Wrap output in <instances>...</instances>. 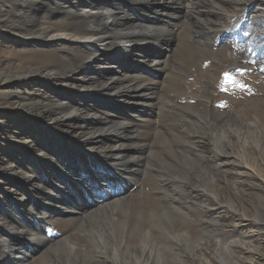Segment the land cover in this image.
<instances>
[{
	"label": "bare ground",
	"instance_id": "obj_1",
	"mask_svg": "<svg viewBox=\"0 0 264 264\" xmlns=\"http://www.w3.org/2000/svg\"><path fill=\"white\" fill-rule=\"evenodd\" d=\"M52 1L48 14L55 16L58 4ZM93 1L89 5L80 0L77 9L73 0L71 6L64 3L65 18L78 29L65 26L62 33H55L48 23L45 24L47 30H37L44 24L34 22L40 11L36 6L38 0L9 4L8 10L5 5L0 6V16L9 19L16 5L34 4L33 20L30 21L32 30L23 27L24 38L16 40L18 43L15 44L18 48L33 49L31 40H45L38 49L34 48L35 55L45 61L16 66L19 68L12 74L17 81L21 80V84L9 82L6 86L17 90L14 93L16 103L35 110L24 112L21 120L11 117L13 124L19 121L29 124L27 131H20V147L25 156H19L21 159L13 162V152L9 151L7 155L11 160L4 161L0 177V203L9 206L6 200L11 199V205L17 209L7 208L9 214L5 212L4 216L0 213V264H24L28 255L30 264H36L44 256H48L46 260L50 259L52 255H58L59 264H85L87 261L93 264L96 262L94 252L109 254L108 259L114 260L113 253L118 248L114 250L110 242L118 244L120 241L121 245L128 242L127 247L135 254L147 257L139 264H158L153 261L160 262L159 254L154 249L151 254L146 251L151 248V242L161 244L157 235L162 233L164 222L162 224L161 220L164 221L165 213L170 212L169 205L174 204L172 210L181 215L186 208L193 209L199 201L210 199L216 203V208L206 210L198 205V214L220 218L228 209L220 204L222 201H236L235 205L239 203L244 212L248 211L249 207L242 206V195L236 194L243 192L240 186L246 181L254 178L263 184L254 188L257 191L253 196L260 190L264 192V0ZM129 5L133 7L131 13L127 12ZM18 12L23 11L18 9ZM246 18L250 27L243 29L241 21ZM236 30L247 43L241 45L232 41ZM7 41L3 38L1 43ZM165 53L168 62L161 55ZM21 58L18 57L27 61ZM208 61L211 64L206 66ZM6 69L10 68L6 66ZM232 69L239 72L234 71L233 77L225 79V73ZM152 70H157L162 81L157 80ZM12 78L8 76L7 81ZM45 80H51L58 91L52 87V95L47 91H42L43 95L34 91L30 100L23 97L32 89L31 81L40 82L34 85L38 89ZM23 84H26L23 88L27 92L18 94ZM92 94L107 99L109 105L103 103L98 110L89 101ZM37 105L41 107L36 109ZM178 154L182 158L176 160L174 156ZM157 157L158 163L156 161L153 167L143 168L145 161L148 164ZM67 162L82 165L74 172L75 178L72 170L75 167L69 172ZM54 166L63 174V182H58L60 186L48 175V169ZM169 175L190 180L195 176L198 181L208 184L212 197L185 180L180 179L181 184L176 187L174 177L170 179ZM209 175L214 177L208 178ZM12 176L21 179L19 188L8 186ZM48 180L51 182L46 183ZM139 182L144 188L136 192L135 185ZM66 183L69 186H64ZM94 186L110 189L106 199L101 200L100 190ZM64 189L69 198L64 197L67 193L61 194ZM33 191L34 197L51 205L47 206V211H39L32 203L28 207V194ZM97 196L100 198L95 199L97 203L92 206L84 201H92ZM184 202L190 206L183 205ZM258 202L259 205L252 202V206L263 214L258 216L259 222H252L264 226L260 223L264 220V203ZM106 205L108 212L116 208L110 214L115 223L108 226L107 231L92 224L100 214L108 213L103 207ZM64 210L68 213L67 219H54V213ZM242 210L236 213L245 216ZM34 218L42 226L47 224L48 230L55 226L65 235V242L72 238L73 252L64 241L49 243L41 240L40 233L34 231L39 229ZM86 219L91 222L88 226L84 223ZM172 220L178 229L194 230L196 241L192 243L195 247L188 254L194 264H207V255L218 256L219 245H210L203 239L204 233L201 235L195 230L198 229L197 220L193 224L182 219ZM232 223L237 232V223ZM177 228H170L169 234L179 233ZM86 229L92 235L91 240L85 237ZM61 243L67 245L72 255L68 256L65 249L66 253L58 247ZM31 245L43 247L42 250L36 248V252L42 254L41 258L36 259L37 253L35 257L30 254L26 247ZM235 245H238L237 241ZM234 253L240 259L236 250ZM185 256L181 253L179 258L174 256L176 259L171 257L169 260L184 262ZM243 256L250 258L252 255ZM129 259L133 264V255ZM57 263L52 261V264Z\"/></svg>",
	"mask_w": 264,
	"mask_h": 264
},
{
	"label": "rangeland",
	"instance_id": "obj_2",
	"mask_svg": "<svg viewBox=\"0 0 264 264\" xmlns=\"http://www.w3.org/2000/svg\"><path fill=\"white\" fill-rule=\"evenodd\" d=\"M22 1L23 0H0V6H4L5 5L4 8L6 10H8L9 4L19 3V2H22ZM55 1L58 4L57 11L55 13V16H50L48 14V11H49L50 6H52V2L53 1L52 0H38L36 6L39 7L40 11L37 14L38 19L35 20L34 22H35L36 25H38L40 23H44V24L42 26H40V27H37V30L39 32H41L43 30H47L48 29L47 28V25H45L47 23L50 24V27L52 28V30L55 31V33H62L65 30L64 29L65 26H69V27H71V29L72 28L78 29L77 26H75L73 24L72 25L70 24V21H69L68 18H65L67 15H66V13L64 11V3H65V6H71V0H55ZM83 1H84V4L85 3H88L89 5H91V4L94 3L93 0H83ZM73 2H74V8L77 9L79 7V5H80V0H73ZM33 7H34V4L33 3H29V2L27 4V6H25V7L24 6L16 5L15 6V9L13 10V12H11V14L9 16L10 17L9 19H7L6 17H1L0 16V36H1V38H0V51L2 52V53H0V177H1V173L4 171L3 163H4V161H6L9 158L8 155H7V153H9V151L10 152L11 151L13 152V155L11 153V159L12 160L9 158L13 162H17L18 159H21L19 156H22V157L25 156V151L20 147L22 145V137H21V134L22 133L20 131H23L24 129L27 131L28 130L27 129V126H28L29 122L23 123V122H20L19 121V122L13 124V121H12L11 117L14 116V117H17L18 120H21L22 114H26L24 112H33L32 110H35V109L31 108L29 105L23 106V105H21L19 103H16L14 93L17 90L16 89L15 90H13V89L11 90L9 88H6V86H7V84L9 82H11V85H16L18 83L21 84L20 83L21 80H18L17 81L16 79H14V76L15 75L12 74V71H15V68H19L21 66L23 67L24 65H26L30 61H32L31 63L41 62V61L44 62L45 61L44 58H40V57H37L35 55L36 50L34 49V48L38 49V47L41 46L45 42V40H41V39L31 40V42H29V43L31 45H33V49L31 47H29V48L22 47V49H21V47L18 48V46L15 45L16 43H18L16 40L20 41V40H23V38H24L22 36L23 33H25L23 27H26L27 28V31H28V29L32 30V28L30 27V25H32L33 23H30V21L33 20V14H32V11L34 10ZM115 8L118 9L117 6ZM18 9H22L23 12H18L17 13V10ZM107 9L110 10V7H107ZM132 9H133V7H131L129 5V7L127 8V12L128 13H131L133 11ZM116 13H117L118 16L120 15V13H119L118 10H116ZM248 19H250V17H248ZM243 21H241V23ZM248 24H249V22H248ZM249 26H250V24H249ZM16 36H18V39H15ZM3 38H6L8 41L6 43H1V42H3ZM245 43H247V42H245ZM161 55L163 56L164 60L166 59L167 62L169 61V57H168V55L166 53L164 55L163 54H161ZM18 57H20V58L23 57L24 59H27V61L26 62H23L21 60L22 58L21 59H18ZM156 57H158V56H156ZM208 63L211 64L210 61H208ZM209 64H207V65H209ZM6 66H8V68H10V69H6ZM16 66H19V67H16ZM2 68H4L5 71H1ZM151 72L155 75V77H157V80H159V81L161 80L162 81V76L157 75V70H152ZM234 74H236V73L234 72L233 75ZM233 75L231 77H233ZM8 76L13 77V78L10 81H7V77ZM163 79H164V73H163ZM31 82L33 83L31 85V88L32 89H30V92H28V95L27 96L25 94H24V96L22 95L26 100H30L31 98L34 97V95H35V93L33 95V92L34 91L40 93L41 95H43L42 94L43 92L47 91L48 93H50V95H52L54 86H52L51 80H45V82L43 83V86H41L38 89L37 88H34L35 87L34 85H39L40 82H36V81L35 82L34 81H31ZM24 85H26V84H23V86H21V88H23ZM79 90H81V89H79ZM23 91L27 92V89L23 88L22 90H20L18 92V94H21ZM54 91H58V90L56 88H54ZM61 91H62V89H60V92H59L60 94H62ZM63 91H64V89H63ZM10 92H11L12 95L10 94ZM50 95H46L45 97H51ZM29 96L31 97L30 99H29ZM101 98L102 97H100V95H98V94L97 95L92 94L91 99H89V101H91L90 103H92V105H94L98 110H100L101 104L107 103L109 105V102L107 101V99H104L103 98L104 100H102ZM40 107L41 106H38L37 105L36 109H38ZM47 115H49L51 117V113H48ZM27 118L28 119L29 118L31 119L32 117H27ZM35 124H37V122ZM209 129H212V127H209ZM58 134L59 133H57V135ZM50 139H51V136L49 134L48 135V140H50ZM85 156H87L86 153H85ZM28 157L31 158L32 155L31 154H28ZM144 157H146V155ZM144 157H142V159H144ZM174 158L176 160L177 159H180V158H182V155L181 154H178L177 156H174ZM154 160L151 159L149 161L150 163H148V164H147L148 161L147 162L145 161L144 164H143V168L149 169L150 166L153 167L154 166V163H156V161L158 163V160L159 159L157 157L156 160H155V162H154ZM77 162H72V163L67 162L68 165L66 166V168H68V171L69 172H72L71 171V168H74L75 167V169H72L73 170V175H74L73 177L74 178H75V173L74 172H77V170L80 168V165H77L76 166V163ZM147 165H148V167H147ZM43 166L44 167H47L48 164H43ZM66 168H64V169L66 170ZM59 169L60 168L57 167V166H54L53 169H48V171L50 172V174H48V175L51 176V177H53V179H55L56 184L58 186H60L58 182L59 181H62V175H63V174H61V171ZM68 171H67V173H68ZM100 171L104 172L103 170H100ZM165 171H166V173H169V170L168 169H166ZM169 176H170L169 177L170 179H173V177H174V179H173L174 182L173 183H174V185L176 187H178L179 184H181L180 183V179L183 180V181L185 180V182H188L189 184H190V182H192L191 185L195 184L194 186L200 188V190H202L205 194H208V195L211 196V193L208 191V189H209L208 184L202 183L203 181H198L195 178V176H193L191 180L189 178H185L184 179V178H179L177 176H172V175H169ZM212 177H214V176L213 175H209L208 178H212ZM194 179H196V181ZM253 180H256L257 182H253ZM50 182H51V180H48V182H46V183H50ZM196 183H198V184H196ZM20 184H21V179L12 176L10 183H8V186H10V187L14 186L16 188L17 187L19 188ZM67 185L69 186V183L64 184V186H67ZM262 185L263 184L260 182V180L254 179V178L246 181L244 185L241 184L240 189L241 190L244 189L245 191L243 190L242 193H239V191H238L236 194H240V196L242 195L241 198H243V201H244V202L242 201V206L244 208L249 207L248 208V211L247 212H244L240 208L241 205L239 203H237L235 205L236 201L234 203L231 200H226V201H222L220 204H224L225 207H228L229 210L228 209H225V211L223 212L222 217H220V218H216L215 216H212V215L207 214V213L201 214V215L198 214V212H197L198 205L201 208H204L206 210L208 208L209 209H215L216 208V206H214L216 203H214L213 200H210V199L199 201L198 205L197 206L195 205V207L193 208L195 210L190 209L189 207L186 208L185 209L186 211H184L185 213H183L181 215L175 213L172 210L174 204L169 205L170 212H166L165 213L166 214V218H165L164 221L161 220L162 221V224L164 222V224H163L164 226L163 225L161 226L162 233H164V234L158 233V235H157L159 237V241H160V243L162 245L159 244V243L151 242L150 243V247L151 248H149L146 251V253L147 254H151V251L154 249L155 252H157L159 254V258L160 257L162 258V259L160 258V262H159V260H157V261L154 260L153 261V262H156L158 264H181V263L182 264H194L193 263V259H191L188 256V254L191 253L192 252V249L195 247V243H192V242H195L196 241V238L193 237V236H195V232H194V230H186L185 228H184V230H181L180 227L178 229L177 227L173 226V220L172 219H174V220L175 219L176 220L182 219L183 221H188L189 223H192V224L195 223L196 220H197L198 221V226H197L198 229H195V230H198V232L201 235L204 233L203 234V239L208 240V242L210 243V245L211 244H215L217 246L219 245L218 247H220L219 248L220 251H218V254L217 255L218 256L221 255L222 257L220 256V258H219L218 256H215V258H213L212 255H207V257H208L207 258V264H226V263L227 264H231V263L232 264H235V263L236 264H239V263L240 264H264V226H257V224H255L254 222H252V220H255V221H258L259 222V220H257V218L260 219V217H258V216L260 214H263L262 211H261V213L255 211V208H253V206H252V202H254L255 205H257V204L259 205L260 202H258V201L262 200L263 203H264V192L263 191L260 190V192L258 193L257 196H253V193H255L257 191L254 188H259ZM49 186H50V188L53 187L51 184H49ZM232 187H234V186H232ZM140 188H144V186H142V184L139 182V184H136L135 185L136 192H138ZM216 188H218V187H216ZM58 189H63V187H58ZM240 189H238V190H240ZM63 192L68 194V192L66 191V189L62 190L61 194ZM108 192H109V190L108 191L106 190V192L104 191L102 193L100 191L98 192V195L102 196L101 200L106 199ZM34 193H35V191H33V193L32 192H29V194H28L29 195V198H27V201L29 200L27 202L28 207L32 203V204H34V206L39 211H47L48 210L47 209V206L51 207V205L50 204H47V202L45 203V200H41V199H38V198L34 197ZM93 196H95V194H93ZM64 197L69 198V194H68V196L64 194ZM19 198H20V196H19ZM99 198L100 197L97 196L95 198H92V201L91 200H87V199H85L84 201L86 203L89 202L88 204L90 206H92L93 204H96L97 203L96 201ZM95 199H96V201H95ZM32 200L33 201L35 200V201L33 202ZM2 201H3V199H2ZM93 201H95V203ZM4 203H5V201H4ZM6 203H8L9 206H4V205H2L0 203V213L3 216L5 215V212L9 214L7 208H9L11 210L15 209V211L17 210L14 207V204H12L13 206L11 205V203H12V200L11 199H7L6 200ZM178 204H180V202H177V205ZM183 205L190 206V204L185 203V202H184ZM235 206H236V209L237 210L236 209H233V207H235ZM103 207L106 209L105 212L107 213L109 211V209L107 208V205L106 206H103ZM92 208L93 209H96V208H99V207H92ZM107 209H108V211H107ZM115 209L116 208H112L110 210V212H108L109 214L108 213L107 214H105V213L100 214L101 216L99 215V218L98 219H96L95 221H92V224L95 225V227L101 226V228L98 227L100 230H106L107 231V227L108 226L110 227L111 225H113V223H115L113 216L110 215L111 212L114 211ZM241 210H242V213L245 216H242L239 213L238 214L236 213V211H239L240 212ZM171 211H173V213ZM167 213H168V215H167ZM54 215L56 216L54 219H61V218L62 219H67V217H68V213L65 210L62 213H54ZM104 215H106V216H104ZM204 216H205V219H204ZM34 219H35L34 223L35 224H38V228H39V229H36L35 228L34 231H37L38 233H40L39 238L41 240H43V241H50L49 243H59V241H64V239H66L65 235L63 236L62 235V232L60 230H59L60 232H58V230L56 229L55 226L52 229L49 228V230H48V228L46 229L47 224L45 225V223H44V226H42V225L39 224L40 222L36 218H34ZM102 219L104 221H100ZM228 219H229V221H227ZM166 220H167V223H166ZM230 220L232 222L235 221L237 223V227H238V231L237 232H236V228L234 227L235 224L232 223ZM88 221H89L88 219H86L84 221L85 225H87V226L91 223L90 221L89 222ZM169 221H170V224L172 226L169 225ZM199 221H200V223H199ZM223 221H226V222H223ZM260 223L262 225H264V220L262 219V221H260ZM199 225H200V227H199ZM223 227L225 228V230H224ZM170 228H171V230H173L175 228L178 229L180 235H178L179 234L178 232H170V234L172 233L171 235H174V237L176 235L175 238H177V239H175L173 236H171L169 234ZM206 229H207V231H206ZM216 229H217V231H215ZM228 229H230V230H228ZM54 230L55 231L57 230V231L55 232ZM164 231H166V232H164ZM223 231H225V232H223ZM86 232L87 233H85V237L87 238V240H91L92 239V235L90 234V232L88 231V229H86ZM174 233H176V234H174ZM217 233H219V234H217ZM227 233H228V235H227ZM229 233H230V239H229ZM220 234H221V238H220ZM144 235L145 234H143V239H145L144 237H146V235L145 236ZM188 236H190L191 238L188 237ZM208 236H210L209 239H208ZM171 237H173V238H171ZM71 239L72 238L68 239L66 242L64 241V243H66L68 245V248L71 249V251L73 252ZM123 239H124V242H126L125 241L126 240L125 235H123ZM233 241H235V242H233ZM236 241L238 242V245H235L236 244ZM64 243H61L60 245H58V247L61 246L60 249L63 252H65V250H66L68 253H66V252L65 253L68 254V256L72 255V253L67 249V245L66 244L64 245ZM110 243L113 246L114 250L118 248L113 253L114 254V260L116 259V262L114 260H112L111 257L108 259L109 254L108 255H104V254H101V253H95L94 252V255H95V259L94 260H96V262L94 261L93 264H107V263L108 264H112V262H113V264H116V263L117 264H131V263H129V260H130L129 259V256L130 255H133V264H134V262L135 263H138V264L139 263H143L144 261L147 260V257H145L144 254L143 255H138L139 253H137V252H136L137 254H135L134 253V250H132L131 248L127 247L126 244L128 242L125 245H121V241L118 244H117V242H114V243L110 242ZM179 243H180V245H179ZM221 243H223V244H221ZM16 244H18V243H16ZM82 245H84V243H82ZM153 245H155V246H153ZM31 247H26V248L29 249L30 254L32 253L33 256L37 253L36 252L37 251L36 248L37 249H40V250L43 249V247L38 248L37 246L36 247H33L32 245H31ZM120 248H121V251H119ZM185 248H187V249H185ZM232 248H234V249H232ZM156 249H158V250H156ZM164 249H166V250H164ZM190 250H191V252H190ZM235 250L237 251V254H239L240 259L237 256H235V253H234ZM124 251H126V252H124ZM169 251H170V253H169ZM161 252L163 253V255H162ZM127 253H128V255H127ZM181 253L182 254L185 253V255H186L184 257L185 258V261L184 262H176V261H173V260L172 261L169 260V258H171V257H172V259L179 258L180 255H181ZM166 254L168 255V257H167ZM246 254H250L252 256L250 258H248L246 256H243V255H246ZM41 255H42L41 253H37L35 255L36 256V259H38ZM120 255L121 256L123 255V256L121 257ZM177 255H179V256H177ZM214 255H216V254L214 253ZM165 256H166V258H165ZM47 257L48 256H44L42 258L40 257L41 259H39V261H37L36 264H52V261H54L56 263L58 262V255H52V256H50V259L48 258L46 260ZM205 258H206V256H205ZM223 259H224V261H223ZM225 259H227L229 261H227ZM30 261H31V257H30V255H28L26 261L24 262V264H30ZM57 264H59V262ZM85 264H90V262L87 261ZM195 264H200V262H197Z\"/></svg>",
	"mask_w": 264,
	"mask_h": 264
},
{
	"label": "water",
	"instance_id": "obj_3",
	"mask_svg": "<svg viewBox=\"0 0 264 264\" xmlns=\"http://www.w3.org/2000/svg\"><path fill=\"white\" fill-rule=\"evenodd\" d=\"M231 72V71H230Z\"/></svg>",
	"mask_w": 264,
	"mask_h": 264
}]
</instances>
